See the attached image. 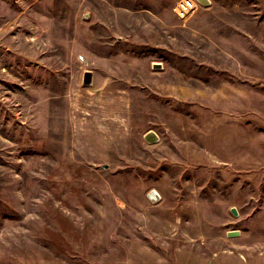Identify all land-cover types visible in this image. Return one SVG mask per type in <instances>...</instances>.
<instances>
[{
    "label": "rangeland",
    "instance_id": "1",
    "mask_svg": "<svg viewBox=\"0 0 264 264\" xmlns=\"http://www.w3.org/2000/svg\"><path fill=\"white\" fill-rule=\"evenodd\" d=\"M178 1L0 0V264H264V0Z\"/></svg>",
    "mask_w": 264,
    "mask_h": 264
},
{
    "label": "water",
    "instance_id": "2",
    "mask_svg": "<svg viewBox=\"0 0 264 264\" xmlns=\"http://www.w3.org/2000/svg\"><path fill=\"white\" fill-rule=\"evenodd\" d=\"M197 1L200 2V4H202L204 6L208 5V3H209L208 0H197ZM154 66L158 67L159 65L155 64ZM91 82H92V72H90V71L84 72L82 83L84 85H90ZM144 139L148 143H153V142H157L158 141V136L153 131H149V132H147L144 135ZM148 198L151 201H156L158 199V195L154 191H152V192L149 193ZM231 213L236 216L237 215L236 209L235 208H231ZM237 235H239L238 231H229V232H227V236L228 237H235Z\"/></svg>",
    "mask_w": 264,
    "mask_h": 264
},
{
    "label": "built area",
    "instance_id": "3",
    "mask_svg": "<svg viewBox=\"0 0 264 264\" xmlns=\"http://www.w3.org/2000/svg\"><path fill=\"white\" fill-rule=\"evenodd\" d=\"M200 5V2L197 0H179L175 4L173 11L179 18L183 19L196 12Z\"/></svg>",
    "mask_w": 264,
    "mask_h": 264
},
{
    "label": "crops",
    "instance_id": "4",
    "mask_svg": "<svg viewBox=\"0 0 264 264\" xmlns=\"http://www.w3.org/2000/svg\"><path fill=\"white\" fill-rule=\"evenodd\" d=\"M202 5V4H201Z\"/></svg>",
    "mask_w": 264,
    "mask_h": 264
}]
</instances>
